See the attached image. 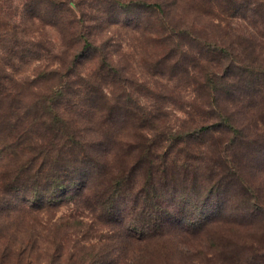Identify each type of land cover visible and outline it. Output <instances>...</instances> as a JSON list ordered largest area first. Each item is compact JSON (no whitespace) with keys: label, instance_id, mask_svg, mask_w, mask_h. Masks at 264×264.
<instances>
[{"label":"rangeland","instance_id":"obj_1","mask_svg":"<svg viewBox=\"0 0 264 264\" xmlns=\"http://www.w3.org/2000/svg\"><path fill=\"white\" fill-rule=\"evenodd\" d=\"M0 264H264V0H0Z\"/></svg>","mask_w":264,"mask_h":264},{"label":"trees","instance_id":"obj_2","mask_svg":"<svg viewBox=\"0 0 264 264\" xmlns=\"http://www.w3.org/2000/svg\"><path fill=\"white\" fill-rule=\"evenodd\" d=\"M111 117H112V115L108 113V114H106L105 119H109ZM104 133L108 134V130L104 131ZM132 147H133L132 150H135L136 147L135 146H132ZM142 155H144L143 152H141V153L138 154V156H142Z\"/></svg>","mask_w":264,"mask_h":264}]
</instances>
